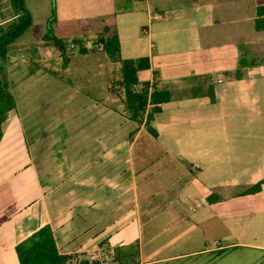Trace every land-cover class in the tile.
I'll use <instances>...</instances> for the list:
<instances>
[{"label":"crops","instance_id":"1","mask_svg":"<svg viewBox=\"0 0 264 264\" xmlns=\"http://www.w3.org/2000/svg\"><path fill=\"white\" fill-rule=\"evenodd\" d=\"M61 1L53 34L72 40L69 54L44 37L6 53L3 69L19 75L6 77L15 107L0 139V264H18L14 245L44 224L59 252L107 264L133 242L135 264L239 248L262 264L264 0ZM75 21L73 37L64 27ZM104 26L121 58L148 59L139 80L169 92L148 121L154 134L114 103L120 63L85 46Z\"/></svg>","mask_w":264,"mask_h":264},{"label":"trees","instance_id":"2","mask_svg":"<svg viewBox=\"0 0 264 264\" xmlns=\"http://www.w3.org/2000/svg\"><path fill=\"white\" fill-rule=\"evenodd\" d=\"M12 9L11 16L0 22V57L7 53V46L31 24V15L25 7L24 0H8ZM49 22L55 18L54 0ZM43 35L56 44L61 52L64 51L65 40L57 38L50 27ZM97 39L101 48L112 62L120 63L122 90L119 97L123 103L120 112L127 118L141 122L144 118L147 129L154 134L153 128L148 125L154 112L158 111L160 104L169 99V92L156 86H150L146 81L139 80L137 72L148 68V59L144 56L136 58H121L119 39L116 32L104 26ZM147 105L150 110L145 112ZM15 107V99L8 86L0 77V139L2 136V122L7 117L8 111ZM262 182V181H261ZM260 188V182L249 191ZM18 264H101L99 259L82 258L78 254L59 252L53 232L49 224H44L27 235L14 245ZM109 257L118 264H135L138 259V243L133 242L127 246L114 247L110 250ZM73 260V261H72Z\"/></svg>","mask_w":264,"mask_h":264},{"label":"rangeland","instance_id":"3","mask_svg":"<svg viewBox=\"0 0 264 264\" xmlns=\"http://www.w3.org/2000/svg\"><path fill=\"white\" fill-rule=\"evenodd\" d=\"M58 2H59V5L61 3H63L61 0H58ZM77 3H79L81 5V9L84 8L85 0H77ZM24 4H25V7L30 12L31 24L29 27H27L24 30V32L21 35H19L15 40H13L10 44H8L7 52L13 50L14 48L19 49V47H21L22 50L24 51L23 47L34 46L35 41L38 40L40 37H43V35L45 33H47V31L49 30L48 29L49 27H50V31L52 33H53V31H55L54 30L55 25L53 24V22H50L48 24L49 21H47V23L45 21V13H46L45 0H24ZM47 5H50V9L52 12L53 2L51 1L50 4H47ZM54 6H55V4H54ZM11 13H12V9H11L9 1L8 0H0V22L5 20V19H8L11 16ZM78 23H79L78 21H75L74 24H72V25H66L64 27V29L66 30V32L74 30L73 33H70V34H73L74 35L73 37H76L75 35L80 33V31H79L80 27L78 26ZM80 30H82V29H80ZM92 40L94 41L93 43H95V41H98V39L96 37H95V39L93 38ZM69 41H72V40H69ZM94 49H98V48L96 46H94ZM69 53H70V50L65 49L64 54H69ZM6 56H7V54L4 57H0V77L3 81V83L8 86L9 85V83L7 81L8 78H6V77L8 76V73L11 72L12 70L11 71L8 70L9 72L7 73L3 69L4 62L6 61V59H5ZM75 56H76V59H74V61L79 60V59L84 60L83 56H77V55H75ZM109 64H112V63H110V61H109ZM112 65H113V80L110 83L109 89H111L110 93L117 98L116 101L114 100V103L117 104L122 109L123 103L119 97V92L122 90V88L119 84H117V82H119V78H120V72L118 70L119 66H117L116 63H113ZM47 66H48V69L50 70L49 74L50 73L52 74V72H53V71H51V69L52 70L57 69L54 66H50V65H47ZM31 67H33V66H31ZM34 67H35V65H34ZM12 72H14V75H16V74L19 75V68L13 70ZM14 75L12 76V78H13L12 81H14V79H16V77H19V76H14ZM8 80H10V78ZM63 80L66 81V77ZM15 81L17 82V81H19V79L15 80ZM40 89L41 88H38L34 92L35 93L37 92L39 94V93H41ZM15 98H16V100H18V93L15 95ZM145 236H144V239H145ZM144 245L146 246V243H144ZM144 251H145V256H149L151 254V252L154 253L153 250H150V251L144 250ZM174 251H177V250H174ZM156 252H157V254H165V253H169L170 250H159ZM80 257L84 258V257H88V255L87 254L80 255ZM261 258H264V257H261ZM191 259H192V262L191 263L187 262V264H259L258 262L257 263L255 262V260L257 259L255 252L250 250V249H243V248L231 250V251L225 253L224 255L212 256L210 254H205V255H202L197 261L196 260L193 261L194 258H191ZM107 261H108L107 258L105 260L103 258L102 264H107V263H105ZM159 264H164V263H159ZM262 264H264V262H262Z\"/></svg>","mask_w":264,"mask_h":264},{"label":"built area","instance_id":"4","mask_svg":"<svg viewBox=\"0 0 264 264\" xmlns=\"http://www.w3.org/2000/svg\"><path fill=\"white\" fill-rule=\"evenodd\" d=\"M94 41L91 39V40H88L86 43H85V46H86V48H88V49H93L94 48V46H96L97 48H101V42L98 40V41H95V43H93ZM74 43L72 42V41H68V42H66L65 44H64V51H65V49H67V50H70V52L72 51V49L74 48ZM103 255V254H102ZM102 255L100 256V255H93V254H91V255H88V257H86V258H88V259H99V260H102L103 258H105L106 256H105V254H104V256L102 257ZM73 261V260H72Z\"/></svg>","mask_w":264,"mask_h":264}]
</instances>
